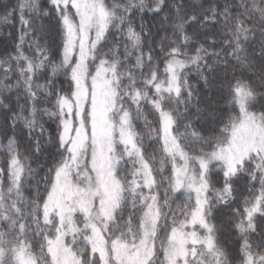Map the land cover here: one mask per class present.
<instances>
[{
    "label": "snow or ice",
    "instance_id": "snow-or-ice-1",
    "mask_svg": "<svg viewBox=\"0 0 264 264\" xmlns=\"http://www.w3.org/2000/svg\"><path fill=\"white\" fill-rule=\"evenodd\" d=\"M0 36V264H264V0H0Z\"/></svg>",
    "mask_w": 264,
    "mask_h": 264
},
{
    "label": "trees",
    "instance_id": "trees-1",
    "mask_svg": "<svg viewBox=\"0 0 264 264\" xmlns=\"http://www.w3.org/2000/svg\"><path fill=\"white\" fill-rule=\"evenodd\" d=\"M4 2H8V0H4ZM12 2H14V0H12ZM10 29H6L5 31H9ZM3 39V36H0V40H2ZM2 49H3V44H0V51H2ZM213 86L212 85H210V89L212 88ZM215 87H218V85H216ZM209 89V90H210ZM204 91H207V90H205V89H202V93L204 92ZM217 100H219V97H217ZM222 223H227V218H222V221H221ZM225 231H227V229H225Z\"/></svg>",
    "mask_w": 264,
    "mask_h": 264
}]
</instances>
